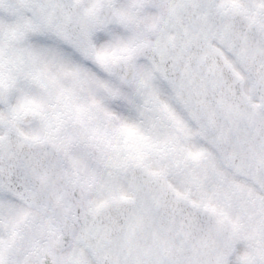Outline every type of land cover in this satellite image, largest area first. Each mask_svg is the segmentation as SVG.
Wrapping results in <instances>:
<instances>
[{"label": "water", "instance_id": "water-1", "mask_svg": "<svg viewBox=\"0 0 264 264\" xmlns=\"http://www.w3.org/2000/svg\"><path fill=\"white\" fill-rule=\"evenodd\" d=\"M20 7L88 60L92 57L91 35L114 22L112 14L102 10L96 18L88 16L76 0H0L4 11ZM188 31L179 25L173 39L159 38L152 45L137 46L113 64L110 72L131 84L134 61L147 59L165 84L179 92L177 99L198 128L200 139L219 154L227 168L262 190L260 174L239 159L246 156V124L252 115L264 117V28L232 10L220 12L209 27ZM212 41L231 54L247 74L250 94L259 105L243 93L242 80L221 52L211 47ZM159 48L166 49L158 52ZM7 95L0 84V105L6 103ZM31 118L26 112L22 120ZM259 121L264 124L263 119ZM2 126L0 192L31 208L53 211L56 224L49 244L56 252L71 246V232L75 231L98 264H169L167 259L174 258L172 253L167 255V234L171 233L184 236L181 249L190 263L183 264H228L241 239L239 230L225 219L217 220L209 208L176 194L162 174L149 172L138 163L123 166L121 174L136 197L110 200L88 211L87 191L65 176L56 146L47 140H28L12 126ZM88 153L94 156L95 148L90 146ZM234 157L238 162H233Z\"/></svg>", "mask_w": 264, "mask_h": 264}, {"label": "rangeland", "instance_id": "rangeland-1", "mask_svg": "<svg viewBox=\"0 0 264 264\" xmlns=\"http://www.w3.org/2000/svg\"><path fill=\"white\" fill-rule=\"evenodd\" d=\"M122 31L111 30L109 47L105 31L94 35V57L87 61L49 39L24 10H0V81L9 93L6 104L0 106V136L4 133L1 125L9 124L28 139L44 138L55 144L65 174L81 180L89 191V208L127 192L119 172L122 165L137 161L161 171L178 192L241 224L250 238L237 247L230 264H250L251 258L264 264L263 198L220 167L214 153L198 138L176 93L165 88L144 64H137L140 85L136 78L131 86L125 85L109 73L111 63L128 52L132 40L129 35L127 41ZM17 57L19 64L12 65L10 60ZM82 74L85 80L79 82ZM25 111L32 114L29 122L22 121ZM89 145L96 148L95 156L88 155ZM29 214L32 217L20 225L28 210L0 195L1 264H38L40 252L46 264H95L76 239L57 257L47 254L46 234L54 223L51 215ZM4 239L14 242L10 252Z\"/></svg>", "mask_w": 264, "mask_h": 264}, {"label": "flooded vegetation", "instance_id": "flooded-vegetation-1", "mask_svg": "<svg viewBox=\"0 0 264 264\" xmlns=\"http://www.w3.org/2000/svg\"><path fill=\"white\" fill-rule=\"evenodd\" d=\"M85 10L95 16L98 8L101 6L103 10L107 12V9L113 11L114 14L119 17L121 20L120 24H108L105 28H103L100 32H106L107 36L104 41L105 46L109 47V41L111 37V30L114 28H119L122 31L121 35L124 38L127 37V41H129L130 36H132V40L130 43L129 51L130 52L134 46L137 44H149L157 41V37L153 35V31L158 33L159 36L165 39H169L173 36V32L167 30V24L171 25L173 23L184 22L186 24H198L203 19H209L210 17H214L216 14L218 15L219 9L222 8L224 11H227L233 7H237L249 16H251L254 20L260 22L264 25V12L261 11L264 9V0H253L255 5L251 3V0H81ZM166 18V22L164 26H160V19L162 17ZM124 27V29L122 28ZM48 37H51L47 35ZM51 39L57 43H59L64 49L68 51L69 54L73 53V49L61 42L59 39L51 37ZM112 39V38H111ZM215 46V44H213ZM124 54L123 56H125ZM141 63L145 65L148 69L151 70L152 73L156 75V77L163 84L162 79L158 76L150 66V64L144 59H138L135 61V77L139 85L141 83L140 78L138 77L139 71L137 70V64ZM142 68V67H140ZM134 83V82H133ZM164 85V84H163ZM217 163L220 167L230 176H233L230 172L225 170L217 156ZM215 178H219L218 174H216ZM237 179V178H236ZM220 185L215 186V200L218 205L222 202L220 197ZM264 201V194H259ZM119 196H129L126 192L125 194H117L113 197ZM220 206V205H219ZM218 206V207H219ZM224 206V205H223ZM28 210V215L26 217H22L23 220H27V218H31L32 215L29 214H39L43 215L45 212H48L51 215L52 220L54 221V217L50 211L46 210L41 212H37L36 210H32L26 207ZM37 216V215H36ZM245 222V220H244ZM248 222V220H247ZM241 228V231L246 233L244 229H242L241 224L238 225ZM250 227H248L249 229ZM50 231V230H49ZM7 232V231H5ZM244 233V235H246ZM49 233L46 234V243L48 239ZM248 238L249 235H247ZM75 239V237H74ZM5 244L7 240L5 239ZM39 263L41 264V253L38 254ZM1 261V260H0ZM1 264V263H0ZM8 264V263H6Z\"/></svg>", "mask_w": 264, "mask_h": 264}, {"label": "bare ground", "instance_id": "bare-ground-1", "mask_svg": "<svg viewBox=\"0 0 264 264\" xmlns=\"http://www.w3.org/2000/svg\"><path fill=\"white\" fill-rule=\"evenodd\" d=\"M10 63L12 65H18L19 64V58L17 57V58L11 59ZM78 80H79V82H82L83 80H85V75L84 74L80 75ZM103 88H105L104 85H103Z\"/></svg>", "mask_w": 264, "mask_h": 264}, {"label": "snow or ice", "instance_id": "snow-or-ice-1", "mask_svg": "<svg viewBox=\"0 0 264 264\" xmlns=\"http://www.w3.org/2000/svg\"><path fill=\"white\" fill-rule=\"evenodd\" d=\"M104 37H101V39H103Z\"/></svg>", "mask_w": 264, "mask_h": 264}]
</instances>
